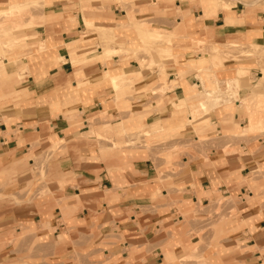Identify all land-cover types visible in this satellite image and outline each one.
Instances as JSON below:
<instances>
[{"label": "crops", "instance_id": "obj_1", "mask_svg": "<svg viewBox=\"0 0 264 264\" xmlns=\"http://www.w3.org/2000/svg\"><path fill=\"white\" fill-rule=\"evenodd\" d=\"M251 1L140 4L138 17L172 36V58L150 68L131 54L103 59L86 34L102 24L117 46L141 50L135 33L115 28L127 22L115 3L83 12L80 0H0V12L45 5L25 18L41 22L26 30L25 51L0 57V264H264V127L236 137L257 123L252 111L264 126V76L255 61L213 69L194 54L264 48V11ZM106 72L131 83L116 91ZM234 80V100L205 112L207 86ZM138 134L146 145L133 147Z\"/></svg>", "mask_w": 264, "mask_h": 264}, {"label": "rangeland", "instance_id": "obj_2", "mask_svg": "<svg viewBox=\"0 0 264 264\" xmlns=\"http://www.w3.org/2000/svg\"><path fill=\"white\" fill-rule=\"evenodd\" d=\"M92 1H94V0H80V3H82L80 10L83 12L84 11H94V9L91 6ZM102 1H105L107 4L115 3L117 6H119L121 9H123L127 12V18H126L127 22H125V23L119 22L120 25H116L115 28L116 29H123L124 31H128L131 33L133 32L137 35V41L141 43V45L139 47L141 50L140 51H133L132 50L128 54L133 55V57L138 61V63L140 64L141 67H145V65H148V67L152 68V67H154V65H156L154 62L156 59L164 60L167 58H172L171 52L169 51V46L172 44L171 43L172 36L169 38L170 40H168L167 38L161 39L160 35L158 33H156L155 38H157L159 40L160 44H158L159 42H155V44L157 43V45L153 46L151 44L150 40L145 41L137 30V27L141 26L145 29L157 31V30L153 29V27L151 26V21L141 20L138 17V15H142L143 13H145V11L142 10V8L139 9L138 7L140 4L145 3V2L150 7H157L156 5L154 6V2H157L158 0H146L145 2H143L142 0H102ZM236 1L237 0H208V2L211 4L222 3V5H225L228 7L229 6L231 7L232 5H234ZM247 2H250V1H247ZM247 2H246V4L248 5ZM251 2L255 3V5H254L255 7H258L260 10L264 11V0H260V1L253 0ZM44 7H45V5L41 4V3L27 4L25 2H21V3L15 2L10 6L8 11L0 12V19L3 16L13 14V15H11V21L9 22V24L4 23L3 21L4 20H10V19L4 18L3 21L0 20V38H1V36H4L2 38V41L0 40V57L2 58L1 59L2 62H4V60L10 61L11 59L16 58V56H14L15 52L25 51V49L28 47L26 45V40H27V38L31 37V36L28 37L25 34L26 30L29 29L30 27H34L35 25L41 23L40 20H31L32 22H30L28 25H26L25 24L26 23L25 18L30 17L31 12L36 11V10H40V9L42 10V9H44ZM102 10L104 11L106 9L103 8ZM84 22H85V20H84ZM17 25H19V27H17ZM98 26H101V27L87 28V26L85 25L86 34L88 35L91 33H93V34L95 33V35L98 37V45L102 49H103V45L106 44V45H108L107 47L110 48V52L114 53L115 55L116 54L122 55L121 48H124V47L123 46H117V43H118V33H116L117 30H113L114 37H115L114 40H111V39L107 40L106 38H105L106 39L105 40V39H102V36H100L99 32H97V29H99V28L110 29V28H107L102 24H99ZM159 32H163V31H159ZM163 34H166V33L164 32ZM13 39H15L19 43L24 44L25 47L23 49H20L21 46L20 47H13L14 45L18 44L17 42L13 41ZM130 40H131V44H132V42H134V40L133 39H130ZM109 41H110V43H109ZM143 41H145V42H143ZM165 41H166V43H165ZM199 44L201 45L202 43H199ZM2 48L4 51H2ZM40 49L43 50L44 48H40ZM13 50H14V52H13ZM198 53L203 54V56H202L203 59L206 55L208 56L210 65L212 66L213 69L220 66V65H223L224 60H226V61L235 60L238 62L239 61H251V62L255 61L258 65V67L260 68L263 76H264V48H261L258 46H252V45L251 46H242V45L237 46L234 44L227 45V46L214 45V46L208 47L205 44L202 48L195 51L194 54L197 55ZM24 54L25 53H22L20 56L23 57ZM222 55H224V57H222ZM111 58H106L105 60H108ZM210 71H212V70L210 69ZM106 73H108V72H106ZM237 74H238V70L236 72V75ZM245 76H249V73H247ZM254 79L258 80V77L249 78L248 81H251ZM129 83H131V82L129 81ZM234 83L237 84L238 80H234L232 82H229L228 84H226L227 86L219 84L221 89L223 91L225 90V93L221 94V95L223 96V95H226V93H227L226 96L229 98L227 103L232 102L234 100L232 98H234L236 95V93H234L232 90ZM259 83H261V81H258V83H257L258 86L256 88H252L251 84H248V87L250 89H252L253 91L259 90L262 86ZM236 86H237V88H239L238 84ZM226 88H227V90H226ZM158 93L161 95L164 93V90H160V91H158ZM222 96L220 97L221 99L224 97V96L223 97ZM250 102L251 101H248L247 103H245L246 108L249 111H250V107H249ZM257 110H258V107H257ZM248 113H250V112H248ZM254 114L255 113L252 111L249 114V117L252 120L254 118H256L257 120L255 119V122H257V123L255 125L251 124L250 127L247 128L246 130H244L243 132H240V130H239L238 132H240V134H238L236 136L238 138V140L242 139V137H243V139L244 138L247 139V137L250 135V132L257 131L259 129H262V127H264V126H261L262 121L258 120V118L255 117L256 115H254ZM196 119H197V117L194 118L192 123H189L187 121L186 124L193 126V125H195ZM193 134L198 136V142H195L194 139H192L191 145H193V147L202 146L204 140H206V137H202V134H200V132H194ZM259 136L264 137V133L259 135ZM131 139H133L134 141L129 142V143L133 147H137L139 144L140 145H146V143L142 142L141 136L139 134L133 135L131 137ZM36 166L38 167V173H40L42 176H44V173H45L44 168L46 167L45 163L37 164ZM45 195H46V192H40V193L38 192V196L34 195L33 198L35 200H41L43 198V196H45ZM229 201L230 200H228V199H221L220 202H218V204L220 207L221 206H227ZM218 212H219V209H218ZM209 218L213 219V217L211 215ZM22 237H23L22 235L17 236L18 239H21ZM17 238H16V240H17Z\"/></svg>", "mask_w": 264, "mask_h": 264}, {"label": "bare ground", "instance_id": "obj_3", "mask_svg": "<svg viewBox=\"0 0 264 264\" xmlns=\"http://www.w3.org/2000/svg\"><path fill=\"white\" fill-rule=\"evenodd\" d=\"M137 30H138V32L140 33V35L143 37V39L145 40V41H149L150 40V42H151V44L154 46V45H157V43L155 44V42H159V40L157 39V38H155V36H156V33H158L159 35H160V37H161V39L162 38H167L168 40H170L169 38L171 37V35L170 34H168V33H166V34H163L164 32H159V31H154V30H149V29H145V28H143V27H137ZM97 32H99V34H100V36H102V39H111V40H114L115 39V37H114V32H113V29H106V28H99V29H97ZM105 39V40H106ZM145 41H143V42H145ZM43 42V41H42ZM106 42V41H105ZM114 42V41H113ZM109 43H110V41H109ZM112 43V42H111ZM165 43H166V41H165ZM164 43V44H165ZM108 44V43H107ZM158 44H160V42L158 43ZM44 45H45V43H44ZM106 45V44H105ZM103 45V59H106V58H111V57H113V56H115V54L114 53H112V52H110V48L109 47H107L108 45ZM105 46V47H104ZM7 47V46H6ZM24 47H20V49H23ZM40 48H44L43 46H40ZM39 48V50H41ZM2 51H4L3 50V48H2ZM132 50H130V49H126V48H121V52H122V54L124 55V54H128L129 52H131ZM13 52H14V50H13ZM17 53H19V52H15V54H14V56H16V55H18ZM117 55V54H116ZM118 55H120V54H118ZM171 60V59H170ZM73 62L74 63H77L78 61L77 60H73ZM164 65V64H163ZM122 71V70H121ZM209 71V70H208ZM199 74V73H198ZM105 76L108 78V80L110 81V83L113 85V87L115 88V90L116 91H121V90H123L126 86H127V84H129V79H128V77H127V75H124V74H122V75H118V76H116V75H112V73H110V72H108V73H106L105 74ZM199 80V79H198ZM201 82V81H200ZM207 90H206V94H205V99L204 100H201V101H198V103L201 105V107L203 108V110L205 111V112H210V111H212L214 108H216V107H218V106H220L221 104H226L227 103V101L229 100V98L226 96L227 95V93H226V95H221V94H224L225 93V90L223 91L222 89H221V87L219 86V84L218 83H215V84H209L208 86H207ZM226 90H227V88H226ZM149 92V91H148ZM228 92V91H227ZM230 93V92H229ZM232 94V93H231ZM230 95V94H229ZM228 95V96H229ZM223 97L222 99L220 98V97ZM232 96V95H231ZM232 99H234V98H232ZM236 100V99H235ZM248 102V100H246L245 102H244V104L245 103H247ZM243 103V102H242ZM240 104H241V102H240Z\"/></svg>", "mask_w": 264, "mask_h": 264}]
</instances>
